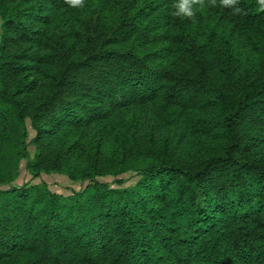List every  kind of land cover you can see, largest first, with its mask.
<instances>
[{
  "label": "trees",
  "instance_id": "1",
  "mask_svg": "<svg viewBox=\"0 0 264 264\" xmlns=\"http://www.w3.org/2000/svg\"><path fill=\"white\" fill-rule=\"evenodd\" d=\"M176 3L0 0V264H264V11Z\"/></svg>",
  "mask_w": 264,
  "mask_h": 264
},
{
  "label": "rangeland",
  "instance_id": "2",
  "mask_svg": "<svg viewBox=\"0 0 264 264\" xmlns=\"http://www.w3.org/2000/svg\"><path fill=\"white\" fill-rule=\"evenodd\" d=\"M2 21L0 18V27H1ZM0 39H1V30H0ZM35 136V132L31 130L30 132V139H33ZM29 150L31 151V157L35 155V152L37 148L34 145H31ZM26 160H23L21 163V173L18 176V179L16 180V183H28V184H38V185H44L47 184L49 188L57 193L63 194L64 196L71 195L74 191H80L82 188L85 187V184H82L81 182H74L72 181L68 176L66 175H60L57 173L52 174H43L38 178H34L30 173H28L26 170ZM122 178H125L126 183L125 185H132L137 180L136 177H134L133 174L127 173L126 175L122 176ZM103 182L116 184L115 179L113 177H104L100 178ZM89 183V182H88ZM117 186V184L115 185Z\"/></svg>",
  "mask_w": 264,
  "mask_h": 264
},
{
  "label": "clouds",
  "instance_id": "3",
  "mask_svg": "<svg viewBox=\"0 0 264 264\" xmlns=\"http://www.w3.org/2000/svg\"><path fill=\"white\" fill-rule=\"evenodd\" d=\"M65 2L72 8H83L85 6V0H65ZM215 4V0H213ZM220 6L224 8H229L236 15L241 14L243 11L239 6V0H219ZM259 9L264 11V0H257ZM203 7V0H177L174 5V16H179L183 18H192L195 16L196 8Z\"/></svg>",
  "mask_w": 264,
  "mask_h": 264
},
{
  "label": "crops",
  "instance_id": "4",
  "mask_svg": "<svg viewBox=\"0 0 264 264\" xmlns=\"http://www.w3.org/2000/svg\"><path fill=\"white\" fill-rule=\"evenodd\" d=\"M0 30H1V28H0Z\"/></svg>",
  "mask_w": 264,
  "mask_h": 264
}]
</instances>
